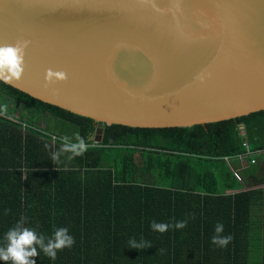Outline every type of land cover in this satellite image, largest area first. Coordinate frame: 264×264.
<instances>
[{"label":"trees","instance_id":"1","mask_svg":"<svg viewBox=\"0 0 264 264\" xmlns=\"http://www.w3.org/2000/svg\"><path fill=\"white\" fill-rule=\"evenodd\" d=\"M0 111L11 131L0 132V247L7 231L27 217L24 226L46 237L65 227L75 238L55 260L41 251L36 264H264V234L251 219L254 196L262 192L243 190L264 184V110L205 126H104L96 144L92 119L2 81ZM17 111L14 122L5 120ZM77 133L87 151L71 159L62 152L54 162L51 154L62 150L66 137L76 142ZM243 143L256 152L255 163L240 169ZM127 188L132 192L124 194ZM209 201L219 212L208 211ZM153 220L187 226L160 233L151 229ZM219 221L232 241L216 250L224 251L222 262L210 263ZM93 222L104 227L89 229ZM133 239L150 247L133 249Z\"/></svg>","mask_w":264,"mask_h":264},{"label":"water","instance_id":"2","mask_svg":"<svg viewBox=\"0 0 264 264\" xmlns=\"http://www.w3.org/2000/svg\"><path fill=\"white\" fill-rule=\"evenodd\" d=\"M30 40L7 84L104 126L183 128L264 110V0H0V45ZM65 82L45 87V70ZM203 76V82L197 79Z\"/></svg>","mask_w":264,"mask_h":264},{"label":"clouds","instance_id":"3","mask_svg":"<svg viewBox=\"0 0 264 264\" xmlns=\"http://www.w3.org/2000/svg\"><path fill=\"white\" fill-rule=\"evenodd\" d=\"M148 2V0H145ZM30 40L17 39L13 44L0 45V81L5 84H13L20 81L25 71V55ZM68 74L64 70H53L48 68L45 70V87L57 82H65ZM198 80L203 82V76H198ZM6 108V106H4ZM0 114H3L0 111ZM87 144L84 139L76 134V142H70L69 138H65L62 150L51 154L54 162H58L63 153H71L69 159L81 156L87 151ZM8 210H5L7 214ZM27 217L22 218L16 225L10 228L5 234L6 244L0 247V260L4 262L11 261V264H36L33 259L39 256L42 251L45 256L52 260L57 258L58 252L65 248H71L75 244V238L69 234V230L65 227L54 228L50 237L37 233L34 229L25 227L24 224ZM187 226V221L180 220L174 224L159 223L153 220L150 227L153 231L160 233L167 232L170 228L182 230ZM224 232V225L217 223L215 226V235L211 238V243L220 248H226L232 241L231 235H221ZM129 246L133 249H142L150 247L147 241L130 240Z\"/></svg>","mask_w":264,"mask_h":264},{"label":"crops","instance_id":"4","mask_svg":"<svg viewBox=\"0 0 264 264\" xmlns=\"http://www.w3.org/2000/svg\"><path fill=\"white\" fill-rule=\"evenodd\" d=\"M18 116H19V111L13 113L10 116H5V120H7V121L9 120L11 122H14V120H15L14 118H18ZM2 125H4V123L3 122H0V126H1V129H2L0 132H11L9 130V128L7 129L5 126L3 127ZM11 129H13V128H11ZM248 189H253V190L260 189V191L262 192V193L257 194L256 196H254L255 201H254V203H253V205L251 207V209H252L251 219H253V222H255L254 223V226H256L257 228H259V230L261 231V234H264V192H263L264 191V184L258 185V186H255L254 185V186L249 187V188L243 187V190H248ZM80 191H82V190H80ZM125 192H132V191L127 188V189L123 190V193L124 194H125ZM235 192L236 191H227L226 194H234ZM124 198L125 197H123V200H124ZM213 205H214V202H213ZM207 209H208L209 212H219L218 210L220 208H217L215 206H212V202L209 201L208 202V205H207ZM194 215H196V212H193V211L188 212V216L189 217L194 218ZM217 223H220V221L217 222ZM93 227L95 229H97V230H100L101 228L104 227V225H102L100 222H96V223L93 222L91 225L88 226L89 229H92ZM86 230L87 229L85 228L81 232L84 233ZM224 232H225V226H224ZM85 243L87 245V241H85ZM187 243H190V242L188 241ZM210 248H211L210 250L212 252H210L207 255V257L210 258L209 262L210 263H215V262L221 263L222 262L221 257L224 255V251L223 250L216 251V250H219L221 248L220 247H217L216 245H213L212 243L210 245ZM188 255H190V257H193L194 258L193 254H188ZM200 257L202 258V256H200Z\"/></svg>","mask_w":264,"mask_h":264},{"label":"built area","instance_id":"5","mask_svg":"<svg viewBox=\"0 0 264 264\" xmlns=\"http://www.w3.org/2000/svg\"><path fill=\"white\" fill-rule=\"evenodd\" d=\"M96 143L97 142H94V144H96ZM242 146H243L244 151L242 153L238 154L236 156V159L238 161V165H239L240 169H245V167L247 166L248 163L251 165L255 163L253 156L256 154V152L252 151L247 143H243ZM225 160H227V158H225Z\"/></svg>","mask_w":264,"mask_h":264},{"label":"rangeland","instance_id":"6","mask_svg":"<svg viewBox=\"0 0 264 264\" xmlns=\"http://www.w3.org/2000/svg\"><path fill=\"white\" fill-rule=\"evenodd\" d=\"M93 142H97V141L94 140V135H93ZM235 165H236V163H235Z\"/></svg>","mask_w":264,"mask_h":264}]
</instances>
